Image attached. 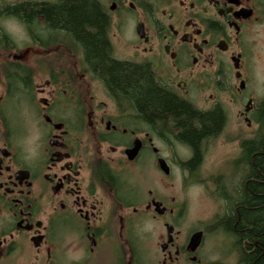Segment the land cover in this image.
Instances as JSON below:
<instances>
[{"label":"flooded vegetation","instance_id":"flooded-vegetation-1","mask_svg":"<svg viewBox=\"0 0 264 264\" xmlns=\"http://www.w3.org/2000/svg\"><path fill=\"white\" fill-rule=\"evenodd\" d=\"M71 3L0 0V264H264V0Z\"/></svg>","mask_w":264,"mask_h":264},{"label":"trees","instance_id":"trees-1","mask_svg":"<svg viewBox=\"0 0 264 264\" xmlns=\"http://www.w3.org/2000/svg\"><path fill=\"white\" fill-rule=\"evenodd\" d=\"M73 3H71L70 5H67L63 8H51L50 10L53 9V11H57L55 13L56 16H70L73 17L74 20L73 21H68L70 24H73L74 26L79 25V23L83 24L85 23L84 20H79L78 18H87V17H91L93 16V12L96 9V4L94 3V0H71ZM43 10V9H42ZM42 10L40 11V15L45 14L46 12H42ZM23 12V11H22ZM24 14H28L30 15V13H25ZM20 14H21V10H20ZM74 31H77V29L74 28ZM264 194V193H261ZM263 200V199H262ZM264 201V200H263ZM261 202V200H260ZM261 205H264V203H260ZM264 208H261L260 211L258 212V227L262 228L261 225H264V219L262 221H260L259 218V214L260 217L264 216Z\"/></svg>","mask_w":264,"mask_h":264},{"label":"rangeland","instance_id":"rangeland-1","mask_svg":"<svg viewBox=\"0 0 264 264\" xmlns=\"http://www.w3.org/2000/svg\"><path fill=\"white\" fill-rule=\"evenodd\" d=\"M21 34L18 35V37L21 39V40H24L25 39V35L24 33L20 32ZM260 44V47L264 50V43H259ZM262 63L264 64V59L262 60ZM205 212L204 211H199L198 213L196 212V219L200 218L201 215H203ZM193 215V214H192ZM190 218V217H189ZM150 229H152L151 225L148 224L147 226V231H149ZM150 235L148 234V238H147V257H146V261L148 262V264H154L153 263V255H156V249H155V232L152 230L149 231ZM186 234V232L184 233ZM210 246H208V250L207 252L205 253V255H209L211 257H217V256H220V252L222 250V247H220L219 245V242L216 240V241H212L211 244H209ZM206 248V249H207ZM158 257L160 258L161 255L158 254Z\"/></svg>","mask_w":264,"mask_h":264},{"label":"water","instance_id":"water-1","mask_svg":"<svg viewBox=\"0 0 264 264\" xmlns=\"http://www.w3.org/2000/svg\"><path fill=\"white\" fill-rule=\"evenodd\" d=\"M200 243V236H197L192 240V244L198 245Z\"/></svg>","mask_w":264,"mask_h":264}]
</instances>
